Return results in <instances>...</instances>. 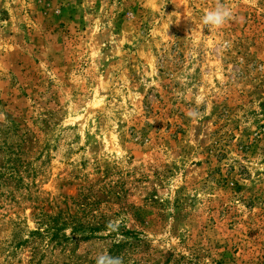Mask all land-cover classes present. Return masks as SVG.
I'll return each instance as SVG.
<instances>
[{"label":"rangeland","instance_id":"rangeland-1","mask_svg":"<svg viewBox=\"0 0 264 264\" xmlns=\"http://www.w3.org/2000/svg\"><path fill=\"white\" fill-rule=\"evenodd\" d=\"M215 3L0 0V264H264V0Z\"/></svg>","mask_w":264,"mask_h":264},{"label":"clouds","instance_id":"clouds-1","mask_svg":"<svg viewBox=\"0 0 264 264\" xmlns=\"http://www.w3.org/2000/svg\"><path fill=\"white\" fill-rule=\"evenodd\" d=\"M233 19V14L225 0H216L215 7L206 11L202 17V24L214 28H221ZM186 115L190 118H197L198 113L189 110ZM96 264H123L121 257H112L107 252L98 254Z\"/></svg>","mask_w":264,"mask_h":264}]
</instances>
